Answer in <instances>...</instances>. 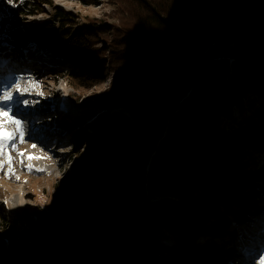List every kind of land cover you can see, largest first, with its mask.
<instances>
[{
	"label": "trees",
	"instance_id": "16d2710c",
	"mask_svg": "<svg viewBox=\"0 0 264 264\" xmlns=\"http://www.w3.org/2000/svg\"><path fill=\"white\" fill-rule=\"evenodd\" d=\"M83 1L91 3L95 0ZM119 2L128 5L138 21L136 28H139L134 29V47L127 46L122 55L117 54L123 63H118L113 71L118 76L124 73L128 76L124 80L127 91L154 96L171 115L165 124V139L159 143L158 155L150 167L149 191L185 197L191 195V186L199 183L201 196L189 203L180 202L179 211L180 214L183 210L192 213L185 218L190 230L204 232V216L213 214L216 221H222L217 204L224 202L226 196H240L247 185L227 164L208 170L205 163L214 158H225L227 163L234 165L237 163L234 153L240 145L264 142L263 139L258 142L261 129L251 118L230 133L215 124L217 110L230 114L229 104L240 103L243 92L259 91L258 82L264 78V0ZM40 3L49 2L24 0L22 4L17 3L15 14L40 13L41 8L37 6ZM72 18V12L57 8L48 19L37 22L36 27L28 28L26 33L39 37L59 55L88 65L94 61L86 38L89 39L92 32L87 28H83L84 34L73 30L75 22L69 25V20L75 21ZM111 50L114 52L113 48ZM228 57L233 58L230 71ZM119 60L109 56L100 61V65L109 67L111 61ZM85 75L72 72L75 81L82 84L88 83L89 78ZM150 124L143 125L148 141L134 128L122 130L118 126V141L126 139V142L121 144L112 164L116 169L112 172L104 170L115 179L105 203L84 223L83 217L80 218L65 238L42 232L37 234L30 228L32 236L46 250V256L35 255L29 245V251L23 252L27 264H121L122 259L126 264L155 262L159 250L145 238L153 233L156 223L168 222L178 203L171 199L158 202L145 199L139 203L142 183L138 188L134 175L139 178L136 171L138 165L144 163L147 146L163 129L156 130ZM95 125L94 133H86L90 143L95 139L93 134L98 137L101 131L100 123ZM101 138L103 145H111L110 139ZM64 211L59 206L58 214ZM213 251L206 247L204 254L211 256ZM178 256L180 264H185L184 256L181 253ZM9 264L23 263L11 260Z\"/></svg>",
	"mask_w": 264,
	"mask_h": 264
},
{
	"label": "rangeland",
	"instance_id": "374dc122",
	"mask_svg": "<svg viewBox=\"0 0 264 264\" xmlns=\"http://www.w3.org/2000/svg\"><path fill=\"white\" fill-rule=\"evenodd\" d=\"M47 1L49 3L37 5L41 8L40 13L17 16L16 5L22 4L24 0H14L11 5L7 3V0H0V52H5L0 54V72L12 73L27 67L30 69V76L25 80L22 79L21 83L28 86L29 77L41 82L44 96L38 99L26 98L30 101H39L38 104H30L26 109L38 108V111L44 112L30 116L32 121L25 129L26 137L29 130H32L34 137L42 138L39 141L53 137L50 144L52 152L48 153L52 156L51 160L28 161L25 159L21 163L20 157L12 152L14 157L12 167L15 174L9 177L5 175L6 169L0 170V264H9L11 260L27 264L28 261L23 256L25 254L23 252H28L30 249L37 256H46V250L32 236L30 228L37 231V234L42 232L65 238L80 218L83 217V223L88 217L90 218L92 213L105 203L108 191L115 185V179H111V175L105 174L104 170L112 172L116 169L112 164L121 144L126 142V139L118 141L120 137L118 138L116 131L119 127L122 130L132 127L148 141L149 137L143 130V125L148 123H153L150 125L156 130L162 127L163 129L159 130L160 134L147 146V154L143 155L144 163L138 165L136 171L139 178L136 179L137 175H134L138 188L140 182L142 183L139 203H143L145 199L153 202L171 199L178 203L176 212L168 222L156 223L153 233L145 238L148 244L157 246L159 250L153 264H180L178 261L180 258L177 257L179 253L185 257V264H228L229 253L233 252L232 245L238 242L233 241L235 237L233 234L231 236L228 234L232 231V227L227 225L216 227L220 221H216L213 214H207L203 218L206 222L205 231L195 234L185 222L186 216L192 213L183 210L180 214L179 205L182 204L180 202L185 200L189 203L201 196L199 183L193 184L190 189L191 195L185 197L162 191L151 193L149 191L147 183L150 167L158 155L156 149L159 143L165 139V124L171 115L170 111L159 105L154 96L127 91L124 80H127L128 76L125 77V73L118 76L113 71L115 66L117 67L118 63L123 61L122 58L117 57V54L122 55L127 46L134 47V29L139 27L136 28L138 21L130 12L131 9L125 2L120 3L119 0H95L91 3L83 0ZM57 8L72 12V19L75 21L69 20V25L75 22L73 30H79L84 34L86 32L83 28H87L92 32L89 39L86 37L87 48H91L89 52H92L91 55L94 58L92 63L88 65L76 63L44 45L38 39L39 37L27 35L28 28H35L37 22L48 19ZM31 10L34 8L31 7ZM31 47L37 48L35 53L28 51ZM40 53L46 54L44 60L40 59ZM24 56L38 57L34 59L40 62L20 58ZM109 56L120 60L119 62L111 61L109 67H102L100 61L107 60ZM232 61L233 58L228 57L229 66L233 63ZM72 72L86 74L85 76L89 78L88 83L82 84L75 81ZM104 85L107 87H103ZM258 87L259 91L243 92L240 103H230V114L225 110H217L216 107L215 124L230 133L251 118L254 125L261 129L258 142L261 139L264 140V78L259 80ZM11 90L15 93L14 87ZM54 107L56 108L53 111ZM31 112L34 113L33 110ZM36 119L38 123L34 124L33 121ZM97 122L100 123L101 131L98 137L93 134L95 139L90 143V137L86 133H94ZM10 128L13 129L14 125ZM204 136L207 137V135ZM100 137L110 139L111 145H103V139ZM213 138L223 140L216 136ZM27 142L26 140L24 143ZM24 143L18 144L20 151L39 157L36 155V150H41L40 142H37L35 148L25 147ZM234 154L237 160L234 165L231 162L227 163L228 160L225 158H214L208 160L205 167L208 170H214L227 164L241 174L246 183H252L249 188L242 190L240 196L230 197L229 206L234 209L236 215L241 205L254 204L250 198L253 200V194H257V191L264 186V166L252 167V162H248L247 158L248 155L263 157L264 143L260 145L254 143L251 146L242 144ZM259 161L262 160L258 159ZM245 162L248 164L246 165ZM29 163L34 165V169L44 171H28L26 165ZM85 167L90 171L85 170ZM251 170L252 173H245ZM17 176L19 179H16ZM141 178L144 180L141 181ZM116 187L113 195L116 193ZM261 200L257 197L256 203ZM223 205L225 203L220 202L217 208L221 214L223 212L225 216H229L230 213L223 210ZM59 206L65 210L64 213H59L60 216H58ZM245 210L241 209V212ZM211 233L214 234L218 243H212L215 245L213 254L205 256L200 249L203 248L205 239ZM229 238L232 242H227L221 248V242ZM189 243H192V250L187 249ZM128 245L129 242L127 247ZM28 247L29 250H27ZM220 250L223 252L219 256ZM121 264H126L125 260L122 259Z\"/></svg>",
	"mask_w": 264,
	"mask_h": 264
},
{
	"label": "snow or ice",
	"instance_id": "6c2138e0",
	"mask_svg": "<svg viewBox=\"0 0 264 264\" xmlns=\"http://www.w3.org/2000/svg\"><path fill=\"white\" fill-rule=\"evenodd\" d=\"M7 3L11 5L14 3V0H7ZM4 63L6 64L7 62ZM7 79L11 80L12 83L6 84L3 94L0 95V101L4 102V106L7 109L5 110V107H0V157H3L0 159V170L6 169L5 175L11 177L15 174V170L12 167L14 161L12 152H15L16 155L20 157L21 163H23L25 159L31 161L33 159L42 158L33 157L32 155L19 150L18 144L25 142L26 132L24 120L18 118V116L21 115L20 105H23L26 109L30 104L34 105L39 103L38 100L30 101L29 99H22L23 96L26 94L31 95L32 92L35 91L36 95L43 97L44 93L41 90V82L35 78L29 77L27 82L28 86L21 83V80L23 79L22 76L12 75L7 77ZM4 80L5 77L0 75V82H3ZM13 87L15 88V95L11 90ZM103 87H107V85H104ZM13 105H16L15 110ZM9 124L14 125V128L9 129ZM27 135L28 138H35L32 130H29ZM32 147L35 148L36 144H33ZM26 168L30 172L33 170L44 171L43 169H34V165L31 163L27 164ZM16 179H19V177L17 176ZM5 204H7V201H5ZM253 264H264V251L259 252L258 258L254 260Z\"/></svg>",
	"mask_w": 264,
	"mask_h": 264
},
{
	"label": "bare ground",
	"instance_id": "6f19581e",
	"mask_svg": "<svg viewBox=\"0 0 264 264\" xmlns=\"http://www.w3.org/2000/svg\"><path fill=\"white\" fill-rule=\"evenodd\" d=\"M29 51L30 52H36V48L35 49H29ZM45 57H46V54L44 55ZM50 56H51V54H50ZM37 73V72H36ZM18 76H23V79L25 80L26 79V77H28V76H30V72L29 71H24L23 73H20ZM12 83V82H11ZM5 90V89H4ZM14 93V92H13ZM22 99H26V98H24V97H22ZM0 107H5L4 106V103H0ZM63 108H65V105H63ZM5 109H6V107H5ZM67 110V109H66ZM18 118H20V119H22V120H24V127H25V129L26 128H28V126H27V124H25V121H26V116H24V115H22V113H21V115L20 116H18ZM33 123L35 124V123H38V120L36 119V120H34L33 121ZM10 126H12L11 124H9L8 125V127H10ZM11 129V128H10ZM25 132H26V130H25ZM59 132H62V131H59ZM57 137V136H56ZM51 138H53V137H51ZM51 138H49V139H47V140H45V141H39V140H41L42 138H37L36 137V139L37 140H35V138H29L28 139V137H26V140L28 141L26 144L24 143V146L25 147H28V148H33L32 147V145L33 144H36V146H37V142H40V145L39 146H41L42 148H40L41 150H36V155L37 156H41L42 158H40V159H42V160H45V161H49V160H51V157L52 156H50V155H48V153H51L52 151L50 150L51 149V147H50V144L52 143V139ZM25 140V141H26ZM254 156H257V155H254ZM262 157H260L259 159H261ZM36 160H39V159H33V161H36ZM256 160H257V157H253V158H251L250 159V162H252V165L251 166H253L254 167V165L256 164ZM258 162V161H257ZM246 163V162H245ZM260 164H262V163H260ZM257 167H258V165H257ZM256 168V167H255ZM258 193L257 194H255L254 192V194H253V200H252V198H250V200L252 201V202H256V198L257 197H259V198H261V199H263L264 200V198H262L263 197V195H264V186H263V188L262 189H260V190H258L257 191ZM201 199V198H200ZM261 204L260 205H262V207L264 208V203L263 202H260ZM249 205V204H248ZM260 205H257V206H255V205H252V206H254V208H253V210H258L260 207ZM252 206L251 207H246L245 205H241V209L242 210H245V209H247V210H245V211H243V212H247V211H249L248 213L251 215V216H253L254 214H253V210H252ZM223 207L225 208V205H223ZM226 209V208H225ZM241 209L236 213V215L234 214V209H231V208H229V211L232 213L231 215H232V217H234V218H236L235 219V223L234 224H230V226L232 227V230L233 231H235L236 230V232H242V235L240 236V241L241 242H243L244 244H246L247 242H248V240L246 239V235H245V233H244V229H247V227H248V231H249V226H248V224L247 223H244V225L246 226V227H244L243 225H242V221H247V220H243V219H245V218H247L244 214H243V212H241ZM242 220V221H241ZM227 223V222H226ZM231 223V222H230ZM234 236H235V233H234ZM253 236V235H252ZM251 236V237H252ZM249 238V237H248ZM236 240V237H234V239H233V241H235ZM205 241H206V243L207 244H210V246L211 247H213V246H215V245H213L212 243H218L216 240H215V237H214V234H210L206 239H205ZM227 242H232V239L231 238H229V240H223L222 242H221V244H220V247L222 248ZM220 243V242H219ZM249 243H251V242H249ZM223 251L222 250H220V253L218 254L219 256H220V254L222 253Z\"/></svg>",
	"mask_w": 264,
	"mask_h": 264
}]
</instances>
